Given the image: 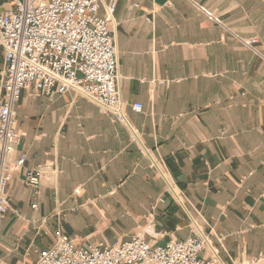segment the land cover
Segmentation results:
<instances>
[{
	"label": "crops",
	"instance_id": "1",
	"mask_svg": "<svg viewBox=\"0 0 264 264\" xmlns=\"http://www.w3.org/2000/svg\"><path fill=\"white\" fill-rule=\"evenodd\" d=\"M111 5L127 123L75 91L22 92L0 264L35 262L60 226L79 247L201 232L202 259L264 264V0H100L98 16ZM4 71L0 45V102ZM45 166L61 173L36 196L25 174Z\"/></svg>",
	"mask_w": 264,
	"mask_h": 264
},
{
	"label": "built area",
	"instance_id": "2",
	"mask_svg": "<svg viewBox=\"0 0 264 264\" xmlns=\"http://www.w3.org/2000/svg\"><path fill=\"white\" fill-rule=\"evenodd\" d=\"M13 3L12 8L0 14V45L5 52L0 102V224L9 209L8 157L21 141L15 130L16 106L30 85L48 97L75 91L118 122L127 123L118 88L116 39L111 29L114 6H109L107 17L101 18L100 0H13ZM256 43V40L249 42ZM132 110L142 113L143 107L133 104ZM24 162L22 156L15 167L22 168ZM52 173L61 172L50 166L29 170L25 183L38 196L43 178ZM75 193L79 195L81 190ZM32 207L38 208L37 200ZM209 245V239L199 232L193 238L165 246H151L135 237L118 247L103 244L79 247L60 226L57 243L41 251L35 262L26 264H217L215 258H201Z\"/></svg>",
	"mask_w": 264,
	"mask_h": 264
}]
</instances>
